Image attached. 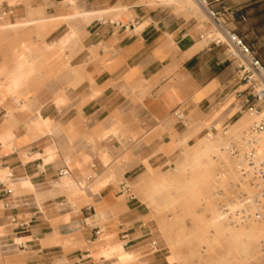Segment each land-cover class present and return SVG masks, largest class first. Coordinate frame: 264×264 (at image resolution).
<instances>
[{"label":"crops","instance_id":"obj_1","mask_svg":"<svg viewBox=\"0 0 264 264\" xmlns=\"http://www.w3.org/2000/svg\"><path fill=\"white\" fill-rule=\"evenodd\" d=\"M223 5L244 10L233 27L264 62V0ZM187 12L0 6V264H169L141 195L243 119L246 92L212 24Z\"/></svg>","mask_w":264,"mask_h":264},{"label":"rangeland","instance_id":"obj_2","mask_svg":"<svg viewBox=\"0 0 264 264\" xmlns=\"http://www.w3.org/2000/svg\"><path fill=\"white\" fill-rule=\"evenodd\" d=\"M50 1L53 0H0V6L17 4L29 8L33 4H46ZM174 5L187 14V10H193L191 14L200 12V15L195 16V18L202 23L208 20L203 9L199 7L200 5L197 6L194 0H178L174 2ZM166 6L169 5L167 1L163 0V7ZM173 10L177 14L178 11ZM206 33L207 35L214 33L213 38L219 35L213 25ZM242 116L245 123L230 126L225 138L231 134L237 138L240 137L243 131L257 119L256 116H251L248 112H244ZM192 174L196 178L205 179L193 190L186 185L187 172L176 171L171 174L172 193L175 199L172 209L164 213L157 212L154 208L148 210V214L153 220L161 224H172L168 239L163 242V248L171 253L169 254L171 257L172 255L173 257L178 256L179 261L175 262L176 264H264V235L261 237L253 256L248 260L243 257L241 249L231 238L224 237L218 243L211 244L210 222L216 210L221 209L230 212V222L236 223L234 215L238 208L233 212L229 209L230 204L235 203L236 191L232 185L239 178L235 161L230 156L229 162L225 164L192 171L190 177H193ZM147 187L148 183L145 182L143 188ZM141 200L148 205V199L143 194ZM174 221H177L175 225ZM250 225L264 228V221L249 220L242 224V228ZM223 259H226L227 262H223Z\"/></svg>","mask_w":264,"mask_h":264},{"label":"built area","instance_id":"obj_3","mask_svg":"<svg viewBox=\"0 0 264 264\" xmlns=\"http://www.w3.org/2000/svg\"><path fill=\"white\" fill-rule=\"evenodd\" d=\"M152 1L163 5V0ZM195 1L219 34L214 43L225 44L236 62L237 74L246 86V92L242 93L243 111L257 117L240 137L228 136L226 149L239 173L238 181L232 185L238 208L234 218L242 224L249 220L264 221V158L258 154L259 141L264 136V62L253 45L233 27L236 21L246 18L242 8L225 7L223 0ZM213 3L219 4L220 9L214 8Z\"/></svg>","mask_w":264,"mask_h":264},{"label":"bare ground","instance_id":"obj_4","mask_svg":"<svg viewBox=\"0 0 264 264\" xmlns=\"http://www.w3.org/2000/svg\"><path fill=\"white\" fill-rule=\"evenodd\" d=\"M165 1H167V4L170 5L174 4V2L178 0ZM196 4L197 6H199L197 2ZM214 36V33L210 34L211 38H213ZM262 113H264V109ZM244 120V118L239 120V122H237L238 125L241 123H245ZM213 130H209L207 134L196 145L189 148V150L186 152V158L182 162L176 163V171L187 172L188 179L186 181V185L189 189H195L202 182V180H205L204 178H196L194 177L195 175H192L193 177H190V173L193 170L208 169L214 165L225 164L230 160V154L226 149L229 138H225V135H227L229 130L223 129V131H219L216 133L213 132ZM258 154L262 158H264V136L261 137L259 141ZM172 190V180L168 179L161 183H154L150 191L146 192L144 196L148 199L149 204L153 206L157 212L164 213L169 209H172V207L174 206L175 199ZM236 208V203L230 204L229 209L231 212H233ZM229 218L230 212L221 209L215 211L210 222V231L212 233L211 244L218 243L224 237L231 238L241 249L243 257L248 260L253 256L254 251L259 241L261 240V237L264 235V228H260L261 226L257 227L256 225H250L248 227L242 228V221H238L237 223L232 224ZM176 223L177 221H174V225ZM171 228L172 224L168 223H158L157 226L151 227L150 236L153 238V243H155V246L159 251L163 248V242L168 239ZM167 260L169 264H173L179 261V258L177 255H175L174 257L172 255V257L167 258ZM223 262H227L226 259H223Z\"/></svg>","mask_w":264,"mask_h":264}]
</instances>
